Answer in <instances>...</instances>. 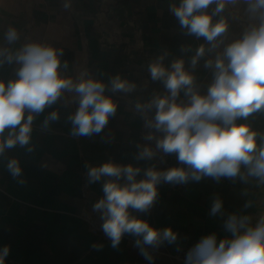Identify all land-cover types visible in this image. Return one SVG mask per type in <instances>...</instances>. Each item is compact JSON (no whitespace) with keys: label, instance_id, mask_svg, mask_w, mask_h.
I'll return each mask as SVG.
<instances>
[{"label":"crops","instance_id":"obj_1","mask_svg":"<svg viewBox=\"0 0 264 264\" xmlns=\"http://www.w3.org/2000/svg\"><path fill=\"white\" fill-rule=\"evenodd\" d=\"M0 0V47L15 51L29 41L63 49L61 74L77 78L81 71L107 82L112 76L136 83L128 94L111 93L118 109L99 135L74 137L67 117L77 110L73 93L65 92L56 104L36 116L32 124V151L17 146L0 157V248L10 247L5 264H150L134 246L135 237L128 235L118 248L111 247L90 233L83 219L87 210L103 196V180L88 183L85 164L101 165L109 160L133 164L137 161L139 133L143 118L151 119L155 110H136L137 101L148 102L155 95L166 94L162 81H153L148 65L167 52L163 63L169 65L183 57L185 68L195 76L202 93L213 79L212 69L204 67L208 58L223 51L225 45L240 38L245 29L257 21L249 18L244 5L227 7L222 13L229 29L219 48L208 52L195 68L191 57L203 38L190 36L170 13L172 0ZM210 6L209 11H212ZM219 17H214V22ZM12 25L19 40L8 44L4 38ZM67 61L68 67H63ZM15 62L0 64V80L16 77ZM180 100L187 102L181 92ZM58 111L59 119L44 128L45 118ZM254 130L264 133V112L247 120ZM19 159L22 176L13 179L6 169L7 160ZM143 177L141 172L137 179ZM24 179L25 183L18 181ZM84 187L83 190V186ZM223 201V212L211 216L213 200ZM252 201L245 209L244 204ZM264 206V189L253 178L247 183L239 178L216 181L204 177L199 182L172 185L158 189V198L146 213L134 212L157 228L171 226L178 235L175 244L153 249L151 264H184L171 255L192 247L201 237L216 233L218 239L230 236L223 221L232 212L249 214L255 224ZM93 245H102L97 250Z\"/></svg>","mask_w":264,"mask_h":264},{"label":"clouds","instance_id":"obj_2","mask_svg":"<svg viewBox=\"0 0 264 264\" xmlns=\"http://www.w3.org/2000/svg\"><path fill=\"white\" fill-rule=\"evenodd\" d=\"M240 4L257 23L250 24L240 38L225 45L214 58L205 60L204 67L213 72L206 93L197 89L195 76L186 70L183 57L165 65V52L148 65L151 79L162 81L166 94L135 104L141 113L155 110L153 117L146 119V127L154 131L144 137L155 141V147L138 144L135 159L152 160L157 152L174 154L182 166L142 169L111 160L98 166L85 164L89 184L104 181L103 196L93 210L100 213L101 229L111 247L118 248L125 234L134 236V246L150 264L154 261L152 250L165 243L175 244L179 235L171 226L157 228L133 214L152 208L161 183L187 184L204 177L216 181L239 178L247 183L253 178L264 189V133L248 123H238L253 113L264 112V0H172L169 11L182 30L205 41L191 57L195 68L208 52L223 44L229 23L222 13ZM64 7H70V0ZM214 17L219 18L214 22ZM4 38L13 44L20 38L19 31L10 25ZM62 55L63 49L38 41H29L15 51L0 47V64L18 65L14 79L0 80V157L17 146L31 152L35 117L56 104L65 92L73 93L78 102L77 110L67 117L72 125L70 134L91 137L99 135L117 112L118 102L106 92L128 94L137 87L121 74L107 82L90 76L87 70L77 78L64 76L60 71ZM63 67L67 69V61ZM181 92L187 102L179 99ZM58 119V111H52L44 120V128ZM6 169L13 179L22 176L17 158L8 159ZM142 171L143 177L137 179ZM18 182L24 184L25 180ZM251 206L250 200L244 204L245 209ZM222 212L223 201L216 197L209 214ZM223 227L230 236L218 239L213 232L201 237L187 251L185 264H264V206L255 224L249 214L232 212ZM93 247L99 250L102 245ZM9 253L8 245L0 248V264H5Z\"/></svg>","mask_w":264,"mask_h":264},{"label":"built area","instance_id":"obj_3","mask_svg":"<svg viewBox=\"0 0 264 264\" xmlns=\"http://www.w3.org/2000/svg\"><path fill=\"white\" fill-rule=\"evenodd\" d=\"M146 119H148V118L147 117L143 118L142 126H141L140 133H139V144L143 145L146 143H150L154 148L155 147V141H146L144 139L145 135L149 131H154V130L146 127ZM156 135L159 136L160 133H156ZM151 166H155L157 169L163 170V169H167L170 167H180L182 165L178 164L176 156L174 154L164 156L162 153L157 152L156 156L152 160H144L143 169H146V168L151 167ZM142 173H143V171H142ZM164 184L165 183H161L160 185H158V189L161 188ZM85 186L86 185L83 186V190H84ZM83 219L85 220L91 234H93L94 236H96L98 239H100L103 242L111 243V241L104 235V233L101 229L102 220L100 218L99 212L87 210L83 215ZM126 238H127V234H125V236L122 238V240L126 239ZM189 248L190 247L182 248L171 256L175 260L185 264V257H186V253L189 250Z\"/></svg>","mask_w":264,"mask_h":264}]
</instances>
